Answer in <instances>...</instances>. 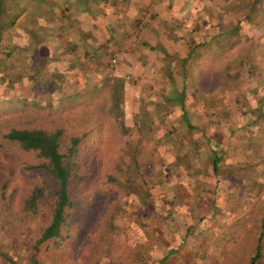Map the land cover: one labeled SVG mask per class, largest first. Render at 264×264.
Wrapping results in <instances>:
<instances>
[{
    "label": "trees",
    "instance_id": "1",
    "mask_svg": "<svg viewBox=\"0 0 264 264\" xmlns=\"http://www.w3.org/2000/svg\"><path fill=\"white\" fill-rule=\"evenodd\" d=\"M16 3L17 0H0V55H5L3 48L9 49L10 53L16 52L10 49L12 47L10 43H13L15 47L19 45L14 43L19 42L20 35L16 31L15 24L16 17L19 15ZM19 9L22 13V9L20 7ZM35 14L32 16L33 19H28L29 22H34L39 16L43 18L39 12ZM221 24L223 23H217V30L219 26L224 27L219 29L223 30L219 34L225 33L227 38L214 39L201 44L204 50L196 56L197 67L189 69L192 73L181 69L182 75L178 76L181 81L179 90L174 84L176 72L171 69V63L167 59L169 56L172 58L176 56L160 52L161 60L166 57L169 63L165 61L162 64L161 61L158 67L174 88L166 97L165 105H169L168 111L172 112L175 108L180 112L181 121L186 129L195 128L204 131L201 128L206 125L213 129H223L221 132H227L226 141H229L232 134L243 135V138H240L243 152L240 154V159L237 158L240 164L237 162L235 165L226 166L227 182L222 180V177V179L219 178V172L228 150L225 147L222 148L214 136L205 138L208 150L205 155L200 152L195 138H191L188 154L187 151L179 149L183 141L181 137L175 144L176 138L168 137L172 132H166V139L171 141L168 147L172 146L174 151L171 153V150L170 154L171 156L177 154L174 160L161 161L162 167L160 166L156 173H152L149 167L143 165L144 160H141V156H144L142 149L146 143L139 141L138 138V140L132 138L131 127L143 133L142 136L148 139L147 145L164 141L165 138L163 140L162 136L157 134L162 126L155 123V120L159 121L161 118L163 108L160 106L163 104L155 106L152 112L153 119L141 117L138 122H135L132 111H124L120 115L122 117L120 124L118 121L114 127H109L105 131V136H101L99 129L91 138L88 137L90 133L85 131L81 133L80 128L74 127L70 130L64 127L65 122L60 120L61 110H58L63 105L57 106L50 102L47 108L48 114L44 115L47 121L0 125V245L12 240L20 243L27 235L26 230L30 229L29 226L34 224L35 218L44 212L48 205L49 212L45 214L47 223L40 226V232L35 237L27 235L29 239L27 240L28 251L24 254L25 264H264V243L262 244L264 215L260 218L257 235H245L241 238L242 234L240 236L237 230L239 228L241 230V222L250 215L255 201L248 203V208L236 206L238 203L242 205L244 201V198L240 196L239 186L249 187L247 192L252 191L249 197L254 200L258 194L254 192L257 191V185L251 184L259 183L264 188V85L251 86L250 84L243 89L242 87L233 88L230 92L232 83L240 85L238 79L240 75L243 76V71L246 75H253L260 74L261 69L264 68V53L256 54L258 47L264 49V39L261 37L258 39L250 34V31L257 32V28L259 32L264 31V24L251 25L252 27L249 26L246 30L245 25L241 26L240 22L233 25L223 24L222 26ZM23 36V41L19 42L21 43L20 52L22 55L29 54L31 59L25 73L27 78L34 80V84L40 83L38 80L44 79V76L40 75L41 71L36 64H33L41 59L38 54L40 41L36 42L38 45L35 47L36 43L30 41L35 37L28 30ZM141 43L144 44V42ZM249 48L253 51H250V54L245 53ZM112 55H109L110 60L113 58ZM207 58L216 60L215 67L223 65L219 70L223 71L225 79L228 78L232 82L216 81L215 89L211 87L205 91L203 79L207 78L208 73L216 70L210 66L204 67L207 65L205 63ZM176 59L183 62L181 58L176 57ZM107 63L110 66L111 62L107 60ZM0 65V85H2L7 79L13 78L16 72L13 65L7 64L1 56ZM256 68L259 70L257 71ZM52 72L53 70H47L45 74L50 75ZM186 80L190 84L191 89L188 94L193 103L197 102L196 104H199L202 111L207 114L205 119L200 118L202 127L190 120L195 110L189 111L185 107ZM106 84L109 86L107 82ZM111 86L112 83L109 87ZM96 90L91 93H95ZM108 94L106 111L115 118L113 113L118 109L120 99ZM73 98L74 101L82 99L81 95H74ZM5 99L12 100V103L9 102L11 106L4 102ZM223 101L226 104L221 108ZM43 107L33 98L0 96V115L16 111L23 112L27 109H33L36 112L42 109L47 110ZM139 112L143 113V110ZM168 113L165 112L164 115ZM115 119L113 120L116 121ZM87 120L88 118L82 122ZM127 120H130L131 126L126 127L124 121ZM84 143L91 145H89L91 155L88 169L81 173L78 168V159L83 158ZM234 148L238 149L237 144ZM202 157L205 159L204 163L208 164L209 174L216 178L209 201L212 210L208 219L217 221L216 219H220V216L226 212L238 215L239 211H235V207L241 209L242 215L246 216L242 220H239V217L235 220L228 219L226 225L217 221L219 226L214 230L204 223L205 218L197 215L191 202L186 198L184 209L189 221L184 230L185 234L179 244L169 247L166 252H160L156 241L161 242L162 235L167 238L176 232L173 230V211L177 210L175 205L182 206V200L171 205L166 203L168 202L165 194L166 187L176 182L173 178L182 175L178 173L177 161L186 159L183 173L191 177L197 176L196 169L199 166L197 160ZM16 170H18L16 176L11 178ZM166 172L175 177H166ZM240 174L244 176H237ZM18 177L21 178V183L17 182ZM187 184L192 190V181H188ZM223 184L226 185L225 188ZM229 185H231V191ZM134 188L136 192L132 193ZM196 192L200 197L201 192ZM194 194L192 192V197ZM133 202L135 206L134 208L132 206V216L128 220H122L119 214L120 209H127ZM145 207L149 209L148 212ZM216 210L220 212V216L217 215L219 212ZM124 222L126 224L121 227V231L126 241L123 246H120L114 242L115 231H118V225ZM132 222L136 225L135 228L130 227L129 223ZM191 236L202 242V247L199 246L197 254H189L184 262L171 261L169 255L181 248ZM131 237L138 247L130 245ZM239 237L240 245H237L235 243ZM208 239H213L218 249L208 251L204 248L203 241ZM234 244L236 247L232 252L233 255L226 257L228 249L231 250ZM14 245V252L21 249L16 243ZM5 261L9 264H20L15 261L13 253L0 251V262Z\"/></svg>",
    "mask_w": 264,
    "mask_h": 264
},
{
    "label": "rangeland",
    "instance_id": "2",
    "mask_svg": "<svg viewBox=\"0 0 264 264\" xmlns=\"http://www.w3.org/2000/svg\"><path fill=\"white\" fill-rule=\"evenodd\" d=\"M116 4L118 5V8H122L124 11L119 13L117 10L116 12ZM15 6H17V11L19 14L16 17L17 22L15 23L16 31H18L20 34L18 36L19 42L23 41V35L26 34V30H28L30 34L35 37V39L33 38L30 40L31 42L38 43L40 41L39 45L36 43L34 46L36 47L38 45V54L41 59H38L39 61L32 63L36 64L39 71H41L40 75L44 76V79H39L38 81L40 83L34 84L33 79H30L29 77L27 78V73L25 72L29 68V62H31L29 54H21V43L18 41L14 42L17 45L19 44L17 47L13 46V43H10L9 45L12 46L10 49L15 50L16 52L12 51L13 53H10L9 49L3 48L2 51L5 52V55L1 54L0 56L4 59V61H6L7 64L13 65V69L16 74L13 78L10 80L7 79L5 83L0 85L1 97H19L22 99L33 98L35 101L43 105L44 109L49 108L50 102L57 104V106L63 105L62 107L58 108V110H61L60 120L65 122L64 127L70 130H72L74 127L80 128L79 131H81V133L82 131L90 133L88 137L91 138L97 134V130L99 129L101 130V136H105V131L108 130L109 127H114L115 123L118 121L120 124V118H122L120 115L124 111H132L136 120L135 122H138L141 117H146L147 119L152 117L154 118L152 114L153 109L156 105L163 104V106H160V108H163L161 111V118L159 121L155 120V123L158 124V126H162L160 131L157 130V134L162 136L163 140L165 138L166 143H164L165 140H161L158 143L147 145L148 143L146 141H148V139L142 136L143 133H140L137 129H135V127H131L132 138L135 140L138 138L139 141L146 143L142 149L144 156H141V160H144L143 165L149 167L152 173H156V170L162 167V162L174 160V157L177 154L171 156L170 151L173 149V147H168V145L171 144V138H176L175 144H177L179 142V137H181L183 141L180 144L179 149L187 151L188 154L190 152V140L191 138H195L200 147V152L205 155L208 153L206 148L207 142L205 138L206 136H214L222 148L225 147L226 150H228L225 155V161L220 165L221 171L219 172V178H223L222 180L227 182L226 166H230L231 162H239L237 158L240 159V138H243V135L241 133L234 134L231 136L229 141H226L225 137L227 132H221L223 129H213L208 125L202 127V123L200 124V118L205 119V115L207 114L202 111V107L199 104H196L197 102L193 103V100L188 94L191 88L187 80L185 81L186 84L184 85L186 92L185 107L187 110L189 109V111L195 110V113L192 114L193 117L191 116L190 119L193 123L197 122L202 127L201 130H204L202 131L204 135L201 136L200 133L202 132L198 129H186L181 121L182 119L180 118V112L178 110H175L174 108L172 112L168 111L169 109H167V107L169 105H165L166 97L170 93V90L174 88L171 87V82L166 77H164L161 69L158 67L160 57L143 44H141L143 46L138 45L135 48L130 47L131 50H127L126 53L123 52L122 49H120V51H116V45H118L117 41L119 38L123 39L127 36L128 38H132V33L123 35L124 33H127L125 31L126 28L122 32L121 30H117L115 25L117 20H119L121 23H125L130 18L131 11L128 6H125V11L122 0H17ZM19 7L22 9V13H20ZM229 9L235 10L237 8ZM254 10V7L250 9V16H255ZM36 12H39L43 18L39 16L34 20V22H29L28 19L30 20L32 16H35ZM223 24L231 25L228 23ZM223 24L221 25L223 26ZM240 24L241 26L244 25L243 23ZM79 28L81 29L80 31ZM219 29H224V27L219 26L218 30ZM95 36L96 40L92 41ZM203 36H205L204 32L200 34V37ZM130 41L133 43V39H130ZM82 42L88 44L89 47L85 46V48L84 45L81 44ZM135 43L140 44L137 42ZM90 44L100 45V47L98 49L96 47L91 48ZM182 47L183 51L186 50L185 45L182 44ZM243 47L245 48L246 46ZM7 54H9V56ZM110 54H113L112 56L115 58V63L113 60H110ZM167 59L171 63V69L174 71L178 70L177 74L182 75L179 60L176 59V57L172 58L170 56L167 57ZM167 59L166 57H163L162 64L165 61L169 63ZM107 60L108 62H111V67L108 66ZM187 62L188 60H186L185 63ZM205 63L207 65H204V67L210 66L211 68L216 69L211 73H208V75H206V79H203L205 82L203 83V89L205 91L209 90L211 87L215 89L214 84H217L216 81L232 82V80H228V78L225 79L223 77V71L219 70L223 65L215 67L217 66L216 60L207 58ZM2 64L3 61L1 65ZM47 70H53V72L50 73V75L45 74ZM186 72L192 73L189 70H186ZM260 75L261 79L259 80L254 81V78H252L259 77ZM175 78L176 81L174 84L176 85V89L179 90L181 87L180 77L176 76ZM105 81L109 84V86L112 83L111 88L107 86ZM238 81L244 86H250L251 83L253 84L255 82L256 85L263 86L264 75L262 72H260V74L255 73L253 75H246L245 71H243V76L240 75ZM233 88L234 87L230 89V92L233 90ZM95 89H97L95 93H91ZM108 93H110V95L113 97L120 99V105L113 113L117 120L106 111V105L109 97ZM74 95H81V101H74ZM10 101L12 103L11 99ZM10 101L6 99L4 100L5 103H9ZM11 103H9L8 106H11ZM222 103L223 104H221V108H223V105L226 104V102L223 101ZM215 105L220 107L218 104ZM73 107H75V109H73ZM139 110H143V113H140ZM47 111L48 109H42L38 112L33 109H27L23 112L16 111L1 114L0 125H14L18 122L29 124L37 120L47 121L46 117L44 116L48 114ZM156 111H158V109ZM165 112L169 113L165 116ZM199 113L203 115L199 116ZM86 118H88V120L82 122ZM81 122L83 127L81 126ZM130 123V120L124 121L126 127L131 126ZM166 132H172L171 135H168L170 138L168 140L166 139ZM236 144L238 149L234 148ZM89 145V143L83 144V158L78 159V168L79 172L81 171V173L88 169L87 165L90 162L89 160L91 155V145ZM231 145L233 150H230ZM171 153H174V151L172 150ZM185 160L186 159L182 158L181 160L177 161L179 165L178 173H182L181 176L179 175L175 177L172 174H167V172L165 174L166 177H175L173 180H176L175 183L170 184L169 187H166L165 194L166 200L168 202H165L171 205L176 201L179 202L182 200V206L175 205L177 210L173 211V230L176 232L171 237L167 238L166 236L162 235L161 238L163 240L161 242L156 241V244L159 245L160 252H166L169 247L179 244L181 242L182 236L185 234L184 230L189 221V217L185 215L186 210L184 209V199L186 198L189 199V202H191V206L197 215L203 216L205 218L204 223L206 225H210V227L214 230L219 226V222L217 221H220L223 225H226L228 224V219L235 220L239 217V220H242L246 215H242L241 209L238 208H248V203L255 201L254 206L251 208L250 215L242 220L241 230L239 228L237 231L239 232L240 236L242 234L241 238L245 235H257L259 232L258 227L260 225V218L264 215V204H262V200L264 199L263 186L259 183L251 184L257 185V191H254L258 193L255 198L256 200L249 197L252 192H247L249 187L245 185L239 186V193L240 196L244 198V201L242 205L240 203L236 204L238 208H234L232 206L235 211H239V214L236 215L235 213L232 214L226 212L223 213L224 215L220 216V212L216 210L219 212L217 215L220 216V219H216L217 221L209 220L208 217L211 213L210 211L212 210L209 201L210 196H212V190L214 189L216 178L214 175L209 174V167L208 164L204 163V157L197 160V164L199 165L196 169L197 176L192 175L190 177L188 175H184L183 166ZM201 171L204 173L201 174ZM17 172L18 170H16V172L14 171V173L11 175V178L16 176ZM237 176L243 177L244 174ZM16 180L18 182L21 180V178L18 177ZM188 181H192L193 183L192 190L187 184ZM225 186L226 185L223 184L224 188ZM230 189L231 185H229V190ZM133 191L136 192V188L132 190V193ZM196 191L201 192L200 197L197 196L198 193ZM192 192L194 194L193 197ZM134 204L135 203L133 202L131 206L128 205V210L126 208L120 209L119 214L121 215L122 220H128L132 216L131 214L133 213V208L135 206ZM46 206L48 208L50 207L48 205ZM47 207H45L44 212L35 218L34 224L29 226L30 229H27V232L25 231L27 235L31 236L32 238L35 237L37 233L39 234L40 226L47 223L45 217V214L47 215L49 212ZM130 208L132 210H130ZM145 209L147 212L149 211L147 207H145ZM124 224H126V222L119 224V227H117L118 231H115L116 238L114 239V242L120 246H123L126 241L124 233L121 231V227ZM129 224L130 227L132 226L135 228L136 226L133 222ZM27 235H25L20 243H17L14 240L6 241L4 245H0V251L7 252L8 254L13 253L16 262L25 264L24 254L28 251L27 240L29 239ZM262 235L263 244L264 231L262 232ZM241 238L239 237L235 244L240 245L239 240ZM131 239H133V237L130 238V245L133 247H138V245ZM15 243L21 249L14 252L13 249L15 248ZM201 243L199 242V239L191 236L187 238L181 248L169 255V259L171 261L184 262L189 254H197L196 252L199 251V246L202 247ZM235 244L233 247H231V250L228 249L229 253L227 252L226 257L233 255L232 252L236 247ZM203 247L208 251H214L218 249V246L213 242V239L203 241ZM138 249H140V247ZM0 264L9 263H6L5 261L4 263L0 262Z\"/></svg>",
    "mask_w": 264,
    "mask_h": 264
},
{
    "label": "crops",
    "instance_id": "3",
    "mask_svg": "<svg viewBox=\"0 0 264 264\" xmlns=\"http://www.w3.org/2000/svg\"><path fill=\"white\" fill-rule=\"evenodd\" d=\"M122 1L123 7L128 6L131 11L130 18L125 23H121L117 20L115 25L117 30H121L122 32L126 28L125 31L127 33H124V35L132 33V38H128V36L123 39L119 38L117 41L118 45H116V51H120V49H122L123 52L126 53L127 50H131L130 47L135 48L138 45L140 46L142 44L141 42H144L143 45L155 52L158 56L160 55V52H165L181 58V61H183L180 62L182 70H189L197 67L196 56L204 50L202 48L203 45L201 44L210 42L214 39L219 40L220 38H227L224 35L225 33L219 34L220 32L222 33L223 30H217V23L234 24L240 22L245 25V30L251 25L255 26V24H264V0ZM116 6V12L117 10L119 13L124 11L122 8H118L117 4ZM252 7L255 8L254 17L249 15V11ZM229 8L237 9L234 10ZM124 9L126 11V7ZM80 30L81 29L79 28V31ZM256 31L257 32L254 31L256 35L253 31H250V34L256 36L258 39H260V37L264 39V31L261 32L260 30L259 32L258 28ZM202 32H204L205 36L200 37ZM245 32L249 33L248 31ZM95 38L96 36L92 41H95ZM130 39H133L134 44L131 43ZM135 42L140 44H136ZM81 44H83L84 47H89V45L85 42H82ZM182 44L186 46V50L184 51ZM90 47H96L98 49L100 45L93 44ZM250 51H253V49L249 48L245 53L250 54ZM256 51L257 55L264 53V49L259 47ZM186 60H188L187 63H185ZM161 61L162 60L160 58V62ZM263 69H261V72L264 75ZM256 70L258 71L259 69L256 68ZM175 71L176 76H179V74H177L178 70ZM252 78H254V81L259 80L261 79V75L259 77ZM231 85L233 87L236 85V87H234L235 89L239 87H242L243 89L245 87L241 84L238 85L232 83ZM253 85H256V82L253 84L251 83V86ZM202 133H200L201 136ZM230 150H233L232 145ZM240 153H242V148L240 149ZM235 164L236 162H231V165Z\"/></svg>",
    "mask_w": 264,
    "mask_h": 264
},
{
    "label": "built area",
    "instance_id": "4",
    "mask_svg": "<svg viewBox=\"0 0 264 264\" xmlns=\"http://www.w3.org/2000/svg\"><path fill=\"white\" fill-rule=\"evenodd\" d=\"M112 60H113V61H114V63H115V58H113ZM112 63H113V62H112Z\"/></svg>",
    "mask_w": 264,
    "mask_h": 264
}]
</instances>
